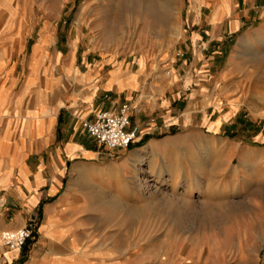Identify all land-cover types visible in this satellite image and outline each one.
I'll list each match as a JSON object with an SVG mask.
<instances>
[{
    "label": "rangeland",
    "instance_id": "rangeland-1",
    "mask_svg": "<svg viewBox=\"0 0 264 264\" xmlns=\"http://www.w3.org/2000/svg\"><path fill=\"white\" fill-rule=\"evenodd\" d=\"M118 1L13 0L34 31L22 61L45 33L42 44L48 36L47 49L63 53L64 62L72 52L79 61L101 54L135 67L143 61L146 87L178 98L194 89L190 38L200 31L209 39L206 21L216 13L227 16L215 41L217 66L235 68L215 87L216 127L204 126L203 112L195 126L189 120L171 130L160 138L176 147L167 159L147 145L96 148L91 161L118 177H107L103 195L95 183L78 184L89 197L91 238L121 264H264V0H146L132 12L117 11ZM167 1L170 23L147 14ZM235 20L242 27L232 32ZM123 161L129 166L119 173Z\"/></svg>",
    "mask_w": 264,
    "mask_h": 264
},
{
    "label": "crops",
    "instance_id": "crops-1",
    "mask_svg": "<svg viewBox=\"0 0 264 264\" xmlns=\"http://www.w3.org/2000/svg\"><path fill=\"white\" fill-rule=\"evenodd\" d=\"M12 2L0 0V264H121L90 236L95 226L86 219L89 197L78 184L95 183L103 195L107 177L118 176L91 161L99 154L96 148L104 147L86 133L82 121L128 104L130 129L138 131L131 146L147 145L161 159L176 150L160 141L171 130H181L189 120L195 126L203 112L204 126L216 127L215 87L235 68L234 62L217 66L214 50L215 41L223 39L227 16L209 17V39L193 32L187 46L193 55L192 77L187 81L194 89L169 98L146 87L143 61L135 67L112 54L79 61L78 52H72L64 62L63 53L47 49L48 36L42 44L45 33L34 41L25 63L22 56L34 31L27 28L23 12L10 7ZM241 27L235 20L231 31ZM128 166V161L120 162L119 173ZM29 224L34 237L22 251L3 246V233Z\"/></svg>",
    "mask_w": 264,
    "mask_h": 264
},
{
    "label": "built area",
    "instance_id": "built-area-1",
    "mask_svg": "<svg viewBox=\"0 0 264 264\" xmlns=\"http://www.w3.org/2000/svg\"><path fill=\"white\" fill-rule=\"evenodd\" d=\"M130 114V106L124 104L118 112L102 111L93 119L83 120L82 127L107 150L128 149L138 138L137 129H130ZM33 237L34 225L29 224L20 230L3 233L1 241L9 251L20 252Z\"/></svg>",
    "mask_w": 264,
    "mask_h": 264
},
{
    "label": "bare ground",
    "instance_id": "bare-ground-1",
    "mask_svg": "<svg viewBox=\"0 0 264 264\" xmlns=\"http://www.w3.org/2000/svg\"><path fill=\"white\" fill-rule=\"evenodd\" d=\"M141 1H146V0H119L117 3V11L127 10V11L132 12L134 10L135 4L138 5L141 3ZM136 8H137V6H136ZM148 8L149 9L146 10L148 12L147 14H149V16H151L153 19L160 21L161 23L162 22L163 23H170L174 18V15H173L174 10L172 8V2L171 1L164 2L163 4H160V5L159 4L158 5L153 4V6H151V7L148 6ZM114 10H115V8H114ZM86 11H87L86 7L83 8V13H85Z\"/></svg>",
    "mask_w": 264,
    "mask_h": 264
}]
</instances>
